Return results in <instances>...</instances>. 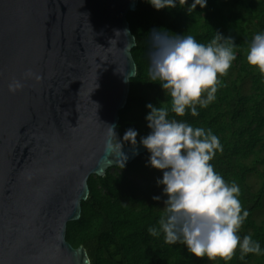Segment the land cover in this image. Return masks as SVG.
<instances>
[{"label": "trees", "instance_id": "1", "mask_svg": "<svg viewBox=\"0 0 264 264\" xmlns=\"http://www.w3.org/2000/svg\"><path fill=\"white\" fill-rule=\"evenodd\" d=\"M114 144L67 239L92 264H264V0H139ZM256 179V180H255Z\"/></svg>", "mask_w": 264, "mask_h": 264}, {"label": "water", "instance_id": "2", "mask_svg": "<svg viewBox=\"0 0 264 264\" xmlns=\"http://www.w3.org/2000/svg\"><path fill=\"white\" fill-rule=\"evenodd\" d=\"M139 0H0V264H92L67 239L91 175L153 136L114 144L137 74Z\"/></svg>", "mask_w": 264, "mask_h": 264}, {"label": "rangeland", "instance_id": "3", "mask_svg": "<svg viewBox=\"0 0 264 264\" xmlns=\"http://www.w3.org/2000/svg\"><path fill=\"white\" fill-rule=\"evenodd\" d=\"M256 180V179H255ZM259 219L264 218V210H262V212L258 213Z\"/></svg>", "mask_w": 264, "mask_h": 264}]
</instances>
